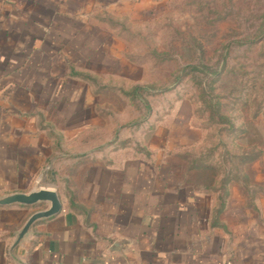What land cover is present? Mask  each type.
<instances>
[{"label": "crops", "instance_id": "0c3cea01", "mask_svg": "<svg viewBox=\"0 0 264 264\" xmlns=\"http://www.w3.org/2000/svg\"><path fill=\"white\" fill-rule=\"evenodd\" d=\"M41 1L0 0V198L53 188L62 211L38 221L12 251L27 220L49 205L0 206V264H264V172L242 171L252 156H232V169L215 179L190 160L187 166L169 161L163 131L151 141L162 152L158 172L145 176L146 160L126 134L105 141L91 137L85 145L91 152L81 158L96 170L84 172L75 199L60 191L57 178L63 174L50 171L53 144L45 123L68 97L51 84L82 83L76 67L92 63L97 51L93 55L92 46H85L84 54V46L59 31L62 13L54 15ZM58 120L61 126L64 119ZM142 125L135 129L139 135ZM83 131L75 133L76 145L89 140L82 139ZM198 132L186 125L181 136ZM197 140L174 148L190 151ZM209 160L202 156L199 164L207 167Z\"/></svg>", "mask_w": 264, "mask_h": 264}, {"label": "rangeland", "instance_id": "374dc122", "mask_svg": "<svg viewBox=\"0 0 264 264\" xmlns=\"http://www.w3.org/2000/svg\"><path fill=\"white\" fill-rule=\"evenodd\" d=\"M41 2L54 15L62 13L59 31L84 46V54L85 46H92L93 55L97 51L92 63H82L84 55L76 67L82 83L51 84L68 97L45 123L53 144L50 171L61 170L56 185L67 199H75L84 186V172L96 170L81 158L91 152L85 146L91 137L105 141L126 134L146 160L145 176L157 170L156 156L162 152L151 141L163 131L172 163L180 159L187 166L190 160L200 173L213 172L219 179L232 169V156L243 154L255 158L242 166L244 174L264 172V38L244 43L264 34V0ZM185 124L201 132L181 136ZM138 125L145 128L141 135L135 132ZM79 130H84L82 139L89 138L83 146L74 139ZM195 139L190 151L174 148ZM202 156L210 157L207 167L199 164ZM79 166L86 168L78 171Z\"/></svg>", "mask_w": 264, "mask_h": 264}, {"label": "water", "instance_id": "95a60500", "mask_svg": "<svg viewBox=\"0 0 264 264\" xmlns=\"http://www.w3.org/2000/svg\"><path fill=\"white\" fill-rule=\"evenodd\" d=\"M38 204H48L47 209L35 212L25 223L16 236L12 246L14 251L30 234L32 227L41 220L50 219L62 211V203L57 190L53 188H38L29 193H14L0 198V206L21 205L33 207Z\"/></svg>", "mask_w": 264, "mask_h": 264}, {"label": "trees", "instance_id": "16d2710c", "mask_svg": "<svg viewBox=\"0 0 264 264\" xmlns=\"http://www.w3.org/2000/svg\"><path fill=\"white\" fill-rule=\"evenodd\" d=\"M262 38H264V34L261 35L259 38L253 40V41H245L244 43H246V44H248V43H249V44H253V43L256 42V41L261 40ZM194 69H197V67L194 66ZM137 90H138V89H137Z\"/></svg>", "mask_w": 264, "mask_h": 264}]
</instances>
